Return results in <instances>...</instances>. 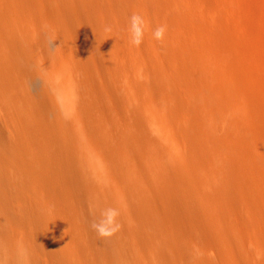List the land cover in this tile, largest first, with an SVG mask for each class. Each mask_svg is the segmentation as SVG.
I'll list each match as a JSON object with an SVG mask.
<instances>
[{
	"label": "rangeland",
	"instance_id": "obj_1",
	"mask_svg": "<svg viewBox=\"0 0 264 264\" xmlns=\"http://www.w3.org/2000/svg\"><path fill=\"white\" fill-rule=\"evenodd\" d=\"M164 1L0 0V264H264L243 242L264 252V138L256 137L264 113L254 133L240 120L235 137L226 123L209 137L212 84L205 80L195 103L186 91L195 78L177 70L190 66L186 51L201 49L169 43L157 56L152 45L140 58L149 64L143 106L181 141L166 172L95 89L99 62L110 57L108 24L126 27L133 13L147 24V8L161 11ZM244 1L258 17L249 39L264 47V0ZM65 87L79 92L71 117L59 107ZM211 155L222 159L218 170ZM104 207L121 209V230L109 239L90 227ZM208 236L217 259L205 253Z\"/></svg>",
	"mask_w": 264,
	"mask_h": 264
},
{
	"label": "bare ground",
	"instance_id": "obj_2",
	"mask_svg": "<svg viewBox=\"0 0 264 264\" xmlns=\"http://www.w3.org/2000/svg\"><path fill=\"white\" fill-rule=\"evenodd\" d=\"M184 1L186 3L183 5ZM161 9L156 11L154 8H147V29L139 47L129 44L126 27L108 24L112 31L105 48L110 57L99 62L97 69L102 76L94 86L98 92L102 91L110 105L117 107L105 112L112 117L121 115L127 120L128 127H137L144 144L155 159L156 169L168 172L170 159H175L173 151H179L181 141L175 137L166 121L149 114L143 106L142 93L148 83L149 64L140 58L152 53V45L157 56L168 53L164 48L169 43L183 46L193 42L197 45L201 49L198 55L192 51L185 52L190 66L180 65L177 70L195 78L196 85L186 87L195 103L202 94L206 96L210 88L205 80L212 84L210 97L214 106L206 112L212 118L203 132L213 137L220 124L226 123L229 134L235 137V133L239 132L235 124L240 120L249 124L253 133L254 129H262L253 121L257 115L264 113V47L249 39L250 35L255 34L251 24L258 17L244 0H166ZM166 11L174 15L168 16ZM184 12L192 20V24L184 22ZM160 25H166L165 36L162 41H156L152 32ZM147 32L151 37H146ZM179 34L184 40L180 41ZM239 60L244 62L242 69L235 65ZM156 64L154 65L158 68ZM247 77L256 92L249 88ZM78 106L79 92L76 88L65 87L59 91V107L65 115H76ZM246 132L249 133L248 128ZM256 137L264 138V134L257 131ZM210 159L211 168L218 170L222 159L215 155H211ZM232 159L229 146L226 163L230 164ZM243 242L250 255L264 254L246 235ZM204 250L214 259L220 257L215 241L209 236L204 243Z\"/></svg>",
	"mask_w": 264,
	"mask_h": 264
},
{
	"label": "clouds",
	"instance_id": "obj_3",
	"mask_svg": "<svg viewBox=\"0 0 264 264\" xmlns=\"http://www.w3.org/2000/svg\"><path fill=\"white\" fill-rule=\"evenodd\" d=\"M147 24L141 14L133 13L126 25V33L128 42L133 47H139L144 41ZM111 28L107 27L106 32H111ZM166 32V25L158 26L153 32L152 37L156 41H162ZM121 215L119 207H104L99 209V215L94 222L91 223V229L101 239H109L121 230V223L118 217Z\"/></svg>",
	"mask_w": 264,
	"mask_h": 264
}]
</instances>
